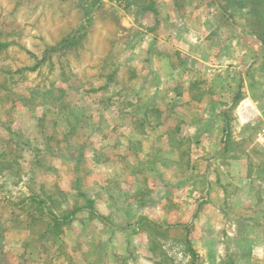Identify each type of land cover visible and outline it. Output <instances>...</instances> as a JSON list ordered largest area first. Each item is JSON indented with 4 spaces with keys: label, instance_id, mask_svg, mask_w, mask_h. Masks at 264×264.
<instances>
[{
    "label": "rangeland",
    "instance_id": "rangeland-1",
    "mask_svg": "<svg viewBox=\"0 0 264 264\" xmlns=\"http://www.w3.org/2000/svg\"><path fill=\"white\" fill-rule=\"evenodd\" d=\"M263 31L247 0H0V264H264Z\"/></svg>",
    "mask_w": 264,
    "mask_h": 264
},
{
    "label": "trees",
    "instance_id": "trees-1",
    "mask_svg": "<svg viewBox=\"0 0 264 264\" xmlns=\"http://www.w3.org/2000/svg\"><path fill=\"white\" fill-rule=\"evenodd\" d=\"M247 2L249 4V6L252 8V13L256 15V18H258L259 23L261 24L262 27H264V0H247ZM259 36H260V39L262 40V42L264 43V31L260 32ZM74 213H75V211L71 212L70 216L74 215ZM144 223H150V222L146 218H143L141 221V225H143ZM60 225H61V223L55 222V225L53 226V230H54L55 234H58L59 232H61ZM154 228H156L155 225H154ZM170 229H171L170 227L167 228L168 231ZM184 229H185V227H184ZM185 230H187V229H185ZM187 241H189V240H187ZM190 245H191L190 242H186V247H187L188 251L193 253Z\"/></svg>",
    "mask_w": 264,
    "mask_h": 264
},
{
    "label": "built area",
    "instance_id": "built-area-1",
    "mask_svg": "<svg viewBox=\"0 0 264 264\" xmlns=\"http://www.w3.org/2000/svg\"><path fill=\"white\" fill-rule=\"evenodd\" d=\"M257 142L260 143L262 150L264 151V128L257 133Z\"/></svg>",
    "mask_w": 264,
    "mask_h": 264
},
{
    "label": "crops",
    "instance_id": "crops-1",
    "mask_svg": "<svg viewBox=\"0 0 264 264\" xmlns=\"http://www.w3.org/2000/svg\"><path fill=\"white\" fill-rule=\"evenodd\" d=\"M207 189H209V191H210V187H208ZM206 191H207V190H206ZM209 191H208V192H209ZM211 193H212V191H211ZM206 197L208 198V196H206Z\"/></svg>",
    "mask_w": 264,
    "mask_h": 264
}]
</instances>
